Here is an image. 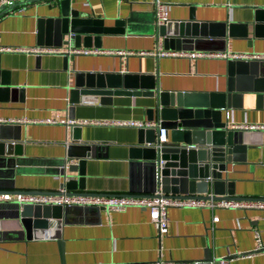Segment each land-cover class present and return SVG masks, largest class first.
<instances>
[{
    "label": "crops",
    "instance_id": "crops-1",
    "mask_svg": "<svg viewBox=\"0 0 264 264\" xmlns=\"http://www.w3.org/2000/svg\"><path fill=\"white\" fill-rule=\"evenodd\" d=\"M59 1L50 0L22 6L21 13L0 17V48H38L40 19L59 12ZM154 0H71V9L89 18L117 28L113 37L102 38L100 53L72 56L69 72L61 68V59L11 52L1 54V67L7 70L10 84L23 88V100L0 102V119L21 125L23 154L17 157L13 190H58L61 178L55 172L64 164L67 148L72 144L69 123L81 124L79 143L101 146L96 159H88L86 191L105 194L129 193L131 183L130 147L137 130L133 126L114 124L121 120L147 122L152 98L113 95L104 97L105 104L89 103L75 108L74 120L68 118V79L73 82L76 70L114 71L121 63L130 71L142 65L144 72H158L162 90L223 92L228 80L226 60L158 58L142 53H155L161 38L153 35ZM167 5L170 21H186L190 10L202 23L246 24V36L237 30L226 43H204L195 52L264 54V13L255 22V9L264 0H159ZM52 8V9H51ZM121 22V23H120ZM116 23H119L115 26ZM258 25V29H255ZM192 29H189L191 34ZM120 32V33H119ZM197 35L203 33L200 27ZM95 50V49H91ZM65 52L64 48L58 50ZM194 51V50H192ZM54 62V65L51 63ZM243 82L240 106L228 109L231 124H264V98L248 90ZM247 89V90H243ZM260 97V96H259ZM109 98V99H107ZM223 111V119L225 118ZM50 120V121H48ZM154 121V120H153ZM86 122V123H83ZM246 144L243 161L228 164L227 178L234 183L237 196L264 198V131L244 130ZM74 143V142H73ZM143 177V170H140ZM213 216L218 221L213 222ZM48 220V219H47ZM42 219L34 228V238L4 239L0 242V264H156L158 261L199 260L205 254L214 259L246 254L254 247V231L259 230L264 244V210L197 207H170L167 210V233L160 236L149 220L147 209L128 207L120 212L102 210L70 211L66 219ZM47 225V226H46ZM21 228L18 219H5L3 230ZM57 230L62 242L51 237ZM18 238V239H16ZM172 264V263H171ZM227 264H264L261 253L230 259Z\"/></svg>",
    "mask_w": 264,
    "mask_h": 264
},
{
    "label": "water",
    "instance_id": "water-1",
    "mask_svg": "<svg viewBox=\"0 0 264 264\" xmlns=\"http://www.w3.org/2000/svg\"><path fill=\"white\" fill-rule=\"evenodd\" d=\"M50 0H27L0 10V17L8 14L13 8L27 4ZM52 9V8H51ZM186 21H170L164 26L153 27L156 40L161 38V48L165 51H204L207 48L197 47L204 43L221 42L225 45L227 36L232 38L237 30L246 36V24L233 23H202L196 21L193 9ZM255 22L260 20L264 7L255 9ZM121 23V22H120ZM39 32L37 45L41 49L60 50L65 52L31 54L39 59L49 56L61 59V68L69 70V59L75 55L70 53L78 49H95L101 51L102 38H110L119 29L106 27L102 20L89 18L71 9V0L59 1V12L48 19L38 21ZM119 23H116L118 25ZM197 27L203 31L197 35ZM258 25H255V29ZM189 29H192L191 34ZM227 31V36H226ZM120 33V32H119ZM0 53V102L7 100H23L24 91L20 86L10 84L7 70L1 67ZM7 54V53H5ZM119 57L118 69L114 71L76 70L73 82L66 85L68 118L74 120L75 108L89 103L105 104L106 96L130 95L152 98L153 103L146 108L147 119L155 121L154 126H139L136 139L130 147L131 183L129 193L105 194L86 191V163L88 159H96L101 146L97 144L79 143L77 132L81 124L69 123L73 135L72 144L67 148L64 164L56 171L55 176L61 178L58 190L50 191H19L13 190V180L19 173L17 157L23 154L21 142V125L19 122H0V194H61L95 195V196H126L131 194L153 195L160 192L165 197L187 199L223 200V199H264L237 196L233 181L227 178L228 164L243 161L246 144L243 142L244 130L228 126L227 112L231 107L240 106L243 82L252 84L248 90L258 92L264 98V60H226L228 80L223 92H198L185 90H162L158 72H144L142 65L136 71H130L128 64H122ZM54 65V62L51 63ZM247 90V89H243ZM109 99V98H107ZM223 111L225 118L223 119ZM166 129V142L158 143V131ZM74 142V143H73ZM143 170V177L140 175ZM104 210L97 206H59L22 204L0 201V242L4 239L34 238V228L42 219H66L70 211H90L96 214ZM5 219H18L21 228L3 230L1 222ZM47 220V221H48ZM47 226V225H46ZM58 239L57 230H50ZM16 238V239H18ZM62 252V242L59 241ZM0 250L3 248L0 247ZM233 254L222 258L227 262ZM220 259L205 254L199 260L166 261L168 264H217ZM63 264V261L62 263Z\"/></svg>",
    "mask_w": 264,
    "mask_h": 264
},
{
    "label": "built area",
    "instance_id": "built-area-1",
    "mask_svg": "<svg viewBox=\"0 0 264 264\" xmlns=\"http://www.w3.org/2000/svg\"><path fill=\"white\" fill-rule=\"evenodd\" d=\"M27 0H0V10L6 9L12 5ZM155 13V22L157 26H164L170 22L167 5L159 0L153 1ZM22 7L13 8L9 14L21 13ZM22 52L25 54H45L56 53L57 50L41 49V48H0V53ZM70 53L75 55H96L100 51L89 49L72 50ZM143 55L156 56L158 58H184L189 60L197 59H239V60H264V54H248V53H217V52H195V51H165L159 48L155 53H142ZM228 118V113L226 114ZM13 120H1L0 122H12ZM50 121V120H48ZM86 123V122H83ZM114 124L123 126H154L155 121H133L121 120L113 122ZM233 129L239 130H258L264 131V124H231ZM158 143L166 142V129L160 128L157 137ZM0 201L16 202L22 204H39V205H59V206H97L102 207L108 213L120 212L128 207H140L147 209L149 212V220L153 223L160 236L167 233V210L170 207H197V208H224V209H259L264 210V199H223V200H203V199H187L180 197H165L159 191L153 195H137L131 194L126 196H95V195H66L61 194H11L6 192L0 194ZM213 222L218 221V216H213ZM261 253L264 255V244L261 239L259 230L254 231V247L251 252L239 254V257L251 256L252 254ZM156 264H168L166 261L160 260ZM217 264H227L226 260L220 259Z\"/></svg>",
    "mask_w": 264,
    "mask_h": 264
}]
</instances>
